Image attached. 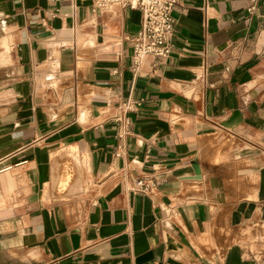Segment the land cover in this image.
<instances>
[{
	"label": "crops",
	"instance_id": "obj_1",
	"mask_svg": "<svg viewBox=\"0 0 264 264\" xmlns=\"http://www.w3.org/2000/svg\"><path fill=\"white\" fill-rule=\"evenodd\" d=\"M95 1L0 0V264H264V0H181L136 77Z\"/></svg>",
	"mask_w": 264,
	"mask_h": 264
},
{
	"label": "built area",
	"instance_id": "obj_2",
	"mask_svg": "<svg viewBox=\"0 0 264 264\" xmlns=\"http://www.w3.org/2000/svg\"><path fill=\"white\" fill-rule=\"evenodd\" d=\"M59 1V0H56ZM181 0H96L93 11L102 12L109 4L137 9L141 13V22L137 32L131 37L132 53L130 71L133 77L142 75L141 65L147 56L155 59L168 57L174 50L175 19L172 11ZM117 72L116 70L114 71ZM132 105L125 104L127 111ZM121 126H128L129 120L116 116ZM156 182L152 176L139 178L134 188L136 193L149 195L154 192Z\"/></svg>",
	"mask_w": 264,
	"mask_h": 264
},
{
	"label": "bare ground",
	"instance_id": "obj_3",
	"mask_svg": "<svg viewBox=\"0 0 264 264\" xmlns=\"http://www.w3.org/2000/svg\"><path fill=\"white\" fill-rule=\"evenodd\" d=\"M117 6H118V4H114V3L109 4V5H108L103 11H105V12L113 11ZM192 165H193V167H194L196 170H198V163H197V160L193 161V162H192ZM194 175H195V176H194L195 179H196V178H199V173H198V172H196Z\"/></svg>",
	"mask_w": 264,
	"mask_h": 264
},
{
	"label": "rangeland",
	"instance_id": "obj_4",
	"mask_svg": "<svg viewBox=\"0 0 264 264\" xmlns=\"http://www.w3.org/2000/svg\"><path fill=\"white\" fill-rule=\"evenodd\" d=\"M74 173H76L75 170H74ZM77 174H78V172L76 173V175H77Z\"/></svg>",
	"mask_w": 264,
	"mask_h": 264
}]
</instances>
